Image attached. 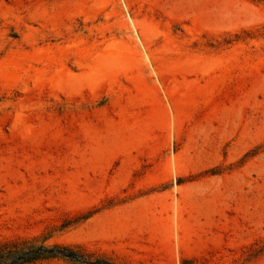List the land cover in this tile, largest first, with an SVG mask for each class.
I'll return each mask as SVG.
<instances>
[{
	"label": "rangeland",
	"instance_id": "rangeland-1",
	"mask_svg": "<svg viewBox=\"0 0 264 264\" xmlns=\"http://www.w3.org/2000/svg\"><path fill=\"white\" fill-rule=\"evenodd\" d=\"M0 252L264 264V0H0Z\"/></svg>",
	"mask_w": 264,
	"mask_h": 264
},
{
	"label": "trees",
	"instance_id": "trees-1",
	"mask_svg": "<svg viewBox=\"0 0 264 264\" xmlns=\"http://www.w3.org/2000/svg\"><path fill=\"white\" fill-rule=\"evenodd\" d=\"M45 252H51V251H53L52 249H45L44 250ZM1 254H2V252H0V262H1V264H12V263H8V262H4L3 260H2V257L3 256H1ZM63 256H65V257H68V255H65V254H63ZM24 260V259H23ZM32 260H24V262H23V264H26V263H30Z\"/></svg>",
	"mask_w": 264,
	"mask_h": 264
}]
</instances>
